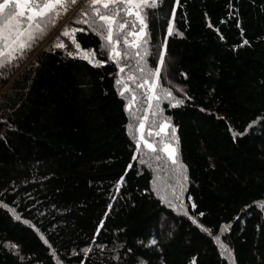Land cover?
Listing matches in <instances>:
<instances>
[{
	"label": "trees",
	"instance_id": "trees-1",
	"mask_svg": "<svg viewBox=\"0 0 264 264\" xmlns=\"http://www.w3.org/2000/svg\"><path fill=\"white\" fill-rule=\"evenodd\" d=\"M63 3L77 53L0 96V264H264V0Z\"/></svg>",
	"mask_w": 264,
	"mask_h": 264
},
{
	"label": "rangeland",
	"instance_id": "rangeland-1",
	"mask_svg": "<svg viewBox=\"0 0 264 264\" xmlns=\"http://www.w3.org/2000/svg\"><path fill=\"white\" fill-rule=\"evenodd\" d=\"M44 1L45 3H41V0H5L0 3V67L19 58H24L25 60L24 64H20L23 65V67L18 74L2 91H0V96L56 34L55 42L58 46L66 48L68 52H76L75 47L69 40V29L67 27L62 28L74 13L67 15L66 18V9L63 0ZM150 1L151 0H108V2H115V4L121 2L128 6L129 13L136 16V20L139 24H142V28L143 19L141 17V11ZM77 11L78 9L76 12ZM114 19H116V17L109 18V24H112ZM53 27H57L54 34L44 42L36 53H30V47L37 43L40 36ZM60 30L61 32H59ZM143 33L144 29L137 36V42ZM160 72L161 70L156 72L157 77ZM155 87L156 85L151 89L149 95L151 101V105L149 106L150 110L153 108V105H155L153 101L155 94H157ZM162 130L165 131L166 128L164 127ZM168 139L171 140L172 137H168ZM147 146L151 148L150 145ZM168 150L170 158L175 159L177 149L174 143L171 142Z\"/></svg>",
	"mask_w": 264,
	"mask_h": 264
},
{
	"label": "built area",
	"instance_id": "built-area-1",
	"mask_svg": "<svg viewBox=\"0 0 264 264\" xmlns=\"http://www.w3.org/2000/svg\"><path fill=\"white\" fill-rule=\"evenodd\" d=\"M74 52V51H73Z\"/></svg>",
	"mask_w": 264,
	"mask_h": 264
}]
</instances>
